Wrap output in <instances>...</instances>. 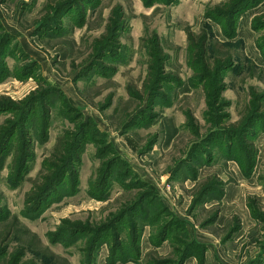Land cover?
Segmentation results:
<instances>
[{
    "label": "rangeland",
    "instance_id": "1",
    "mask_svg": "<svg viewBox=\"0 0 264 264\" xmlns=\"http://www.w3.org/2000/svg\"><path fill=\"white\" fill-rule=\"evenodd\" d=\"M239 1L0 0V264H110L115 244L140 253L117 264H176L195 241L184 264L210 241L264 264V0L232 14ZM80 131L75 194L26 212L58 138ZM110 162L126 186L98 195ZM149 188L159 201L127 213Z\"/></svg>",
    "mask_w": 264,
    "mask_h": 264
},
{
    "label": "trees",
    "instance_id": "2",
    "mask_svg": "<svg viewBox=\"0 0 264 264\" xmlns=\"http://www.w3.org/2000/svg\"><path fill=\"white\" fill-rule=\"evenodd\" d=\"M247 2V0H241L238 3H236V7L234 8L235 10L232 12V14H235L236 11ZM33 114V109L29 110L27 113V119L29 117H31V115ZM38 118V116H35ZM42 131L39 132L38 131V137H37V142L39 143H44L47 141L48 139V134H47V126L45 121L42 122ZM3 134L5 133V131H2ZM5 135V134H4ZM8 135V131H6V140H5V144L7 142L10 141L11 137L7 136ZM90 136V133L88 132H83L80 131L76 134V139L72 140V138L74 137L73 135H68V134H64L63 136L59 137L54 149V152L52 153V155L49 158L48 163L46 164L47 168L45 173H43L41 175V181L40 184H38L36 187H34V189L31 191V193L27 196V205L25 207V211L31 214L37 213V211L41 208L42 206V202L46 199H52V198H58L59 196L65 195L68 196V194H75V192L77 191V184L75 185L73 182H75L76 179L73 178V171L70 170L71 166L73 164H79V158H78V154L77 151L80 149V142H84L85 139H87ZM71 137V138H69ZM217 138V137H216ZM3 140V142H4ZM0 145V151L2 152L5 145L3 144ZM127 142L128 144L133 147V150H135L136 148H134V146H132V140L130 138H127ZM80 143V144H79ZM30 145H25V148L22 149L21 152H19V158L18 161L15 163V172L16 174L13 175V178L11 177V184L13 185H17V183L21 180V174L22 171L24 169V165H25V159L23 158H29V154H30ZM105 174L104 177L101 178L100 182H99V188H97V186H95L98 192H100L98 195H100L101 193H105L104 190L106 187H109V182L111 180L117 179V181H119V183L123 186H126L125 182L122 181L120 177L121 176V172H118L115 170L114 168V162H110V164H108L105 167ZM68 175H70V179L71 181L68 184ZM72 175V176H71ZM123 175V174H122ZM66 185H68V188L66 187ZM66 187V188H65ZM150 190L147 193H143L141 194V196L132 204V206L130 207L129 210H127L126 212H138V213H142L143 214V210L146 207H152V204L157 202V199L159 201V196L157 195L156 192H152L151 188H149ZM53 196V197H52ZM64 196V197H65ZM63 197V196H62ZM147 201H152L149 202L148 205H146L145 203ZM160 203V202H159ZM125 211V210H124ZM126 212H123L119 215L117 221L120 223H123V218H126ZM172 228V222H168L167 224L164 225V227L162 228V230L160 231V241L159 243H163L165 239L169 238V231ZM111 229V226H107L106 228L101 229L96 235L93 236L92 238V244H91V251L93 255L91 256H96V251H98L97 249L98 247V243L100 242L101 238L103 237L104 234L108 233ZM83 233V232H81ZM79 231H76L74 235L77 234H81ZM73 236V235H72ZM75 237V236H73ZM193 246V250L189 253H183L184 255L181 256L180 258V262L176 263V264H184V262L190 258L191 256L194 255H198L199 252H203L205 250V245L201 244L199 242H194L192 244ZM111 248V247H110ZM121 248L122 245H113L111 249H114V258H116L115 261H112L110 264H117L119 262L122 261H138V257L140 255L139 251L136 250L135 251L133 257H120L117 253H121ZM201 260H203V257H201Z\"/></svg>",
    "mask_w": 264,
    "mask_h": 264
},
{
    "label": "crops",
    "instance_id": "3",
    "mask_svg": "<svg viewBox=\"0 0 264 264\" xmlns=\"http://www.w3.org/2000/svg\"><path fill=\"white\" fill-rule=\"evenodd\" d=\"M210 242L211 244L208 243V247L211 249V254L208 252L205 264H235L233 256L227 254L224 247H215L214 243L212 241ZM194 263L193 261L189 262V264Z\"/></svg>",
    "mask_w": 264,
    "mask_h": 264
}]
</instances>
